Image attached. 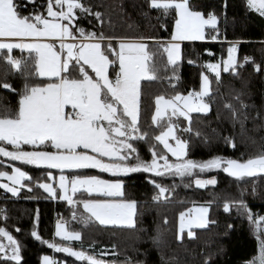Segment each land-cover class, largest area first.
I'll return each mask as SVG.
<instances>
[{"label": "snow or ice", "instance_id": "1", "mask_svg": "<svg viewBox=\"0 0 264 264\" xmlns=\"http://www.w3.org/2000/svg\"><path fill=\"white\" fill-rule=\"evenodd\" d=\"M26 3L35 5L36 0H26ZM247 6L264 17V0H247ZM23 7L24 3L17 0H0V61L10 69L0 79V89L18 96L14 109L0 110V157L21 165L59 170L58 188L53 183H39L37 186L52 199L66 201L69 206H82L86 215L78 218L85 226L98 223L106 227L135 229L137 202L125 199L122 179L108 180L95 175L69 177L64 174L66 170L94 169L114 178L148 173L155 177L172 175L183 179L193 176L196 171L213 170L223 171L236 180L264 176V152L239 160L215 157L198 163L186 159L188 145L177 135L179 125L173 118L182 117L189 124L183 131L191 132V114L207 115L210 112L205 98L212 95V80L205 73H201L199 91L155 97L151 121L160 131L152 139L162 145L164 151L158 152L156 144H151V159L145 161L133 143L148 140V133L140 128L143 82L158 81L162 79L160 73L166 74L169 70L172 75L163 78L178 80L176 73L183 59L182 43L219 39V20L215 14L205 15L194 10L190 0H149V7L158 10L162 16L174 14L170 39L157 41L160 48L154 52L149 49L145 38L119 39L114 47V38L79 27L77 21L81 15L94 16L98 23H103L102 14L93 12L82 0H47L44 13L25 15L21 12ZM237 47L232 44L227 48L226 59L203 65L217 83L222 73L238 75L237 69L243 67L236 55ZM14 49L27 52L29 59L15 58L12 55ZM157 55L164 58L159 65ZM244 62H250V58L245 57ZM255 70L261 71L260 66ZM11 72L19 73L25 80L19 91L7 81ZM33 77L43 83H28ZM225 106L232 112L233 119L240 123L243 132L247 115L240 120V112L230 104ZM241 108H247V105L241 104ZM225 141L236 147L233 138L226 137ZM169 154L175 158V163L170 162ZM8 167L10 171H0V180L7 181L0 183V189L12 196H18L25 187L32 191L24 183L32 177L20 167ZM47 179L54 178L49 173ZM149 183L158 190L152 197L154 201L168 199L166 193L169 189L155 180H149ZM215 184V179H195L198 188ZM78 194L80 197L74 199ZM233 206L247 216L259 241L258 255L248 264H264V216L252 213L242 200L236 204L225 203L224 211L229 212ZM207 213V207L180 213L178 239L183 238L185 229L192 238V228L207 227ZM73 219H77L75 212ZM31 235L48 248L74 257L81 264H117V261L100 258L118 255L114 248L111 253L101 252L99 257L74 250L72 242L81 241L82 235L67 230L61 221L55 225V237L60 242L55 239L44 241L36 230ZM21 259L20 244L0 227V260L21 264ZM43 264L58 262L44 256ZM123 264H133V261L129 259ZM135 264L143 262L136 261Z\"/></svg>", "mask_w": 264, "mask_h": 264}, {"label": "trees", "instance_id": "2", "mask_svg": "<svg viewBox=\"0 0 264 264\" xmlns=\"http://www.w3.org/2000/svg\"><path fill=\"white\" fill-rule=\"evenodd\" d=\"M17 2L24 3L21 12L27 15L44 13L47 0H36L35 5L27 4L26 0ZM82 2L93 12L101 13L103 23H98L94 16L81 15L77 21L78 26L87 32L94 31L114 38V47L115 40L118 39L145 38L148 40L149 49L156 52L160 48L156 42L169 39L173 30L174 14L162 16L158 10L149 7V0ZM190 4L194 10L204 14L211 11L218 17L225 40L239 41L237 58L243 67L237 69L238 75L222 73L221 80L217 83L214 75L206 72L203 65L205 61L224 59L228 44L216 41L182 43L183 59L176 73L179 79H164L165 75H172L169 70L166 74L160 73L162 79L145 81L142 84L140 128L148 133V140L133 143L138 148L141 159L145 161L151 159V144H156L158 152L164 151L162 145L152 139L160 131L151 121L155 97H171L198 91L201 73L206 72L212 80V95L205 98L210 105V112L207 115L191 114V132L183 131L189 124L182 117L178 120L173 118L179 125L177 135L188 145L186 159L200 163L215 157L239 160L256 156L264 152V17L249 9L246 0H190ZM209 52L212 55H209ZM12 55L18 59H29L27 52L17 49L13 50ZM245 57L250 58V62L245 63ZM163 59L157 55V64L163 63ZM189 60L194 63L189 64ZM256 66H260L261 71L257 72ZM9 71V66L0 61V79ZM7 81L17 91L21 90L25 83L24 78L14 72L8 75ZM27 82L43 83L34 77L29 78ZM17 100L15 93L0 89V110L14 109ZM228 104L241 113L240 120H244L247 115L243 132L240 123L233 119L232 112L225 106ZM241 104L247 105V108H241ZM197 132L200 133L199 136L196 135ZM226 137L233 138L235 148L226 143ZM169 160L176 162L171 156ZM0 162V171H10L8 165H13L32 177L24 182L32 191H28L27 187L22 188L15 197L0 189V227L7 230L20 244L21 264H41V257L47 254L52 255L58 264H81L74 257L55 252L48 248L47 244L32 237L31 232L36 230L42 240L51 242L55 239L60 242L59 238L53 236L56 215L65 218L69 229L81 233L82 240L72 242L75 250H83L99 257L100 254L95 253L96 250L109 249L112 252L114 248L118 255L100 258L117 261V264H123L129 259L133 264L136 261H142L143 264H248L258 255L259 241L247 216L235 206L225 212L224 204H236L242 200L252 213L264 216V176L236 180L223 171L213 170L203 173L196 171L193 176L183 179L172 175L155 177L148 173H135L118 178L124 181L125 199L137 202L136 228L126 229L101 226L98 223L85 226L78 218L82 214L86 215L81 206H69L66 201H54L48 197L37 183L45 181L46 173L56 169L21 165L3 157H0ZM66 172L114 178L94 169ZM197 177H214L216 184L198 188L194 183ZM149 180H155L169 189L166 193L167 200L156 202L152 199L158 190ZM0 183L6 181L0 180ZM203 203L209 208L207 227L193 229L192 238L184 232L183 238L178 239L179 214L193 204ZM74 212L77 219H73ZM165 219L167 223L164 222ZM0 264L14 262L0 260Z\"/></svg>", "mask_w": 264, "mask_h": 264}, {"label": "crops", "instance_id": "3", "mask_svg": "<svg viewBox=\"0 0 264 264\" xmlns=\"http://www.w3.org/2000/svg\"><path fill=\"white\" fill-rule=\"evenodd\" d=\"M246 2H247V0H246ZM173 27H174V25H173ZM220 28L221 27H219V23H218V30L220 31ZM173 31V30H172ZM209 32H211V30H209ZM219 38H220V35H219ZM170 39V38H169ZM169 39H165L163 42H166V41H168ZM118 41H119V39L118 40H115V46L117 45V43H118ZM145 42L147 43L148 42V40L147 39H145ZM185 42H213V41H210V40H206V41H185ZM217 42V41H216ZM225 43H227L228 44V47L229 46H231L232 44H237L238 45V43H239V41H227V40H225L224 41ZM184 43V42H183ZM227 47V48H228ZM237 49H238V47H237ZM18 50V49H17ZM20 51V50H19ZM237 55V54H236ZM227 58V55H226V57L224 58V59H226ZM221 60H217V61H205L204 62V65L205 64H207V63H218V62H220ZM206 70V72H208L207 71V69H205ZM206 72H203V73H205V74H207ZM210 73V72H209ZM190 92H192V91H190ZM189 93V92H188ZM187 93V94H188ZM154 114V113H153ZM188 123V122H187ZM181 139V138H180ZM182 140V139H181ZM184 141V140H183ZM163 147V146H162ZM169 156H171L170 154H169ZM172 157V156H171ZM172 158H174V157H172ZM175 159V158H174ZM59 172V170H50V171H48L47 172V175L50 173V174H52V175H54L53 173H58ZM65 173H67L66 171H65ZM70 176H75V174L74 173H68ZM47 175H46V180L45 181H41V182H39V183H51V180H48L47 179ZM195 179H201V180H207V179H215L214 177H207V178H201V177H197V178H195ZM39 183H37V185L39 184ZM194 183H195V180H194ZM54 187H55V185H53ZM43 192H44V190L42 189V188H40ZM47 196H48V194L46 193V192H44ZM49 197V196H48ZM51 198V197H50ZM52 199V198H51ZM52 200H54V201H56V200H59V201H63V200H60V199H52ZM198 205H202V204H193V205H191L187 210H185V211H183V212H188L190 209H193L195 206H198ZM203 205H207V204H204L203 203ZM82 207V206H81ZM83 209V208H82ZM182 213V212H181ZM179 217H180V214H179V216H178V227H177V229H178V232H179ZM58 221H61V222H63L64 224H65V226L67 227V229L69 230V231H74V230H71V229H69L68 228V225H67V221L65 220V218H63L62 216H60V215H58L57 217H55L54 218V223H53V236L55 237V225H56V223L58 222ZM208 223H209V220H208ZM193 229H195V228H192L191 229V231L193 230ZM77 232V231H76ZM188 232V230L187 229H185V233H187ZM4 242H7L6 240H3ZM44 256H49L50 258H52V259H54V260H56L52 255H50V254H47V255H43L42 257H41V264H43V257Z\"/></svg>", "mask_w": 264, "mask_h": 264}, {"label": "rangeland", "instance_id": "4", "mask_svg": "<svg viewBox=\"0 0 264 264\" xmlns=\"http://www.w3.org/2000/svg\"><path fill=\"white\" fill-rule=\"evenodd\" d=\"M201 12V11H200ZM219 20V19H218ZM173 30H174V27H173ZM200 84H201V76H200ZM200 89V88H199ZM199 91V90H198ZM182 95H187V93H185V94H182ZM6 164H10V163H8V162H5ZM161 163H163L162 161H161ZM13 166V165H12ZM14 167H16V166H14ZM54 175H52V177L54 178L53 180H51V183H53V185H55V187H57L58 188V183H59V176H60V172H58V173H53ZM65 175H67V176H69V177H72V176H70L68 173H64ZM46 175H47V173H46ZM76 175V174H75ZM79 175H95V174H79ZM95 176H99V175H95ZM99 177H101V176H99ZM101 178H103V179H108V180H115V179H118V178H105V177H101ZM6 183H7V181H6ZM200 207H207L208 208V205H198V206H195L193 209H198V208H200ZM193 215H196V213L195 212H193L192 213ZM187 219V218H186ZM207 220H209V208H208V213H207ZM180 223V222H179ZM66 227V226H65ZM177 227H178V220H177ZM66 229H67V227H66ZM68 230V229H67ZM188 230V229H187ZM178 235H179V232H178ZM3 242V241H2ZM75 250V249H74ZM77 251H79V250H77ZM104 251H107V252H109V253H111V251H109V249H98V250H96L95 251V253H98V254H100L101 252H104ZM109 255H111V254H109Z\"/></svg>", "mask_w": 264, "mask_h": 264}, {"label": "built area", "instance_id": "5", "mask_svg": "<svg viewBox=\"0 0 264 264\" xmlns=\"http://www.w3.org/2000/svg\"><path fill=\"white\" fill-rule=\"evenodd\" d=\"M207 14H213V13L211 11H207L205 15H207ZM219 35H220V38L217 40V42H224L225 41V38H224V34H223V27H221V29L219 31ZM57 216L58 215H56L55 217H57Z\"/></svg>", "mask_w": 264, "mask_h": 264}, {"label": "water", "instance_id": "6", "mask_svg": "<svg viewBox=\"0 0 264 264\" xmlns=\"http://www.w3.org/2000/svg\"><path fill=\"white\" fill-rule=\"evenodd\" d=\"M16 197V196H15Z\"/></svg>", "mask_w": 264, "mask_h": 264}]
</instances>
